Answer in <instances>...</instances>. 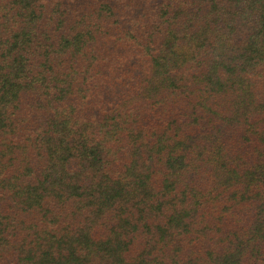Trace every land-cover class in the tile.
<instances>
[{
    "label": "trees",
    "instance_id": "16d2710c",
    "mask_svg": "<svg viewBox=\"0 0 264 264\" xmlns=\"http://www.w3.org/2000/svg\"><path fill=\"white\" fill-rule=\"evenodd\" d=\"M0 264H264V0H0Z\"/></svg>",
    "mask_w": 264,
    "mask_h": 264
}]
</instances>
